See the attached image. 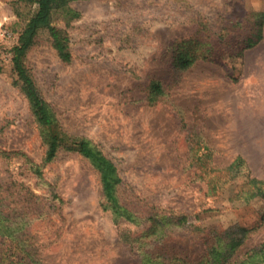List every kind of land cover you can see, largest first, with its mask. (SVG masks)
<instances>
[{
	"label": "rangeland",
	"instance_id": "obj_1",
	"mask_svg": "<svg viewBox=\"0 0 264 264\" xmlns=\"http://www.w3.org/2000/svg\"><path fill=\"white\" fill-rule=\"evenodd\" d=\"M36 8L0 0L7 264H141L149 254L193 263L216 237L226 245L243 237L234 260L263 244L264 193L254 196L251 181L264 187V0H77L56 12L71 62L47 30L23 61L53 133L67 138L50 163L48 132L12 54ZM185 51L195 61L181 68ZM78 140L116 165V197L129 216L106 203Z\"/></svg>",
	"mask_w": 264,
	"mask_h": 264
},
{
	"label": "trees",
	"instance_id": "obj_2",
	"mask_svg": "<svg viewBox=\"0 0 264 264\" xmlns=\"http://www.w3.org/2000/svg\"><path fill=\"white\" fill-rule=\"evenodd\" d=\"M26 1L36 4L37 8L34 15L27 21L20 32L17 45L12 49L13 64L19 81L22 83V91L30 104L32 113L38 124L48 132L45 136V144L47 146L45 162L50 163L57 156L61 144L67 142V138L64 133L61 135L53 133L52 128L55 125L54 116L47 103L41 97L33 78L24 67L23 61L27 52L35 45L38 33L42 30H47L51 35L53 47L57 51L60 59L65 63L71 62L72 55L69 51V38L63 35L61 31L57 30L53 26L52 21L56 12L70 11V3L77 0ZM194 61L195 57L185 51L182 52L178 58L177 65L181 68H187L192 65ZM157 87L159 88V86ZM74 144V150L79 152L98 171L106 203L113 209L114 213L119 216H129L128 211L121 207L116 197V186L121 182L116 165L102 154V152L93 148L88 141L78 140L75 141ZM238 162H240V159H237L236 164ZM37 172L40 174V171ZM251 182L257 190L254 196L264 193V187L260 186L258 181L253 179ZM260 184L264 185L263 183ZM4 218L5 215L0 205V222L4 220ZM177 223L180 226L186 225L188 223V218H179ZM248 231L249 230H243L244 233ZM5 236V233L1 232L0 226V237L4 238ZM243 240V237L236 238L232 240L230 244L226 245L223 243L221 237H216L215 240L209 242L204 255L193 263L178 257L166 258L161 254H149L148 257L145 258L144 263L141 264H264V243L250 249L244 253L242 257H237L233 260L236 251L243 244ZM226 246H229V250L224 255L223 249H226ZM0 264H7L2 254H0Z\"/></svg>",
	"mask_w": 264,
	"mask_h": 264
}]
</instances>
